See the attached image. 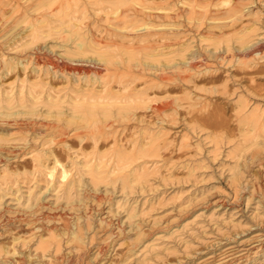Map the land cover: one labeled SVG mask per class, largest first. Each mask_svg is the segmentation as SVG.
Here are the masks:
<instances>
[{"label":"rangeland","instance_id":"1","mask_svg":"<svg viewBox=\"0 0 264 264\" xmlns=\"http://www.w3.org/2000/svg\"><path fill=\"white\" fill-rule=\"evenodd\" d=\"M52 1L0 0V264H264V0Z\"/></svg>","mask_w":264,"mask_h":264},{"label":"bare ground","instance_id":"2","mask_svg":"<svg viewBox=\"0 0 264 264\" xmlns=\"http://www.w3.org/2000/svg\"><path fill=\"white\" fill-rule=\"evenodd\" d=\"M50 1V0H49ZM52 1V0H51ZM109 3H110V7L112 8V13H114L115 15L119 14V12H122V11H125L123 9L124 6H131L133 7V9L135 7H139V8H142V9H149V6L147 5H144L142 3V0H108ZM220 1V0H219ZM46 2V1H45ZM44 2V3H45ZM53 2V1H52ZM51 2V3H52ZM50 3V2H49ZM221 4L223 5V7H226V11L227 12H230L232 10L235 9V4H234V1L233 0H221ZM219 5V3H218ZM158 9H161V10H166L167 8H164V7H157ZM225 9V8H224ZM73 23V22H72ZM74 25V24H73ZM75 27V26H74ZM73 27V28H74ZM68 29V28H67ZM72 29V28H71ZM70 30V28H69ZM38 31V30H37ZM73 32V31H72ZM74 33H75V38H80V34H78L77 32H75L74 30ZM32 35L31 36V39H32V42L34 40H36L37 38L40 37L39 34H37L36 32H32L31 33ZM42 34V33H40ZM43 36V35H42ZM41 36V37H42ZM83 39H85V36H81ZM239 38V37H238ZM75 39V40H76ZM38 40V39H37ZM36 40V41H37ZM81 41L77 42L75 45L77 47V50L73 52V54L71 53V51H67V54L71 55V56H75V54H84L88 48H90V50L94 51L97 53V58L99 61H108V56L106 54H103V53H99L97 52V49H98V46L96 44H93L91 43V45H87L89 43H87V41L85 40H82L80 39ZM244 40H242L241 42H243ZM30 42V43H32ZM89 42V41H88ZM87 43V44H86ZM90 46V47H89ZM257 52L256 49H252L249 54H255ZM71 53V54H70ZM72 60V59H71ZM76 70V68L74 69ZM98 92V93H97ZM96 93H92V94H89L88 97L86 96L84 99H85V104H81L80 102H75L70 108H71V111L73 114H76V113H79V115H76V116H71V120L73 121L76 117L77 118H82V120H87L88 118L92 121H95L96 119V115L99 111H101L102 114L106 115L109 113V107H111L112 105H115V103L118 101L117 99L119 97L117 96H111V94H108V95H103L101 94L99 91H97ZM31 93V92H30ZM85 95V94H84ZM83 95V96H84ZM10 98V97H9ZM21 98V97H20ZM137 98V97H136ZM135 98V99H136ZM141 98V97H140ZM107 99H109L110 101H108ZM133 99V98H132ZM135 99H133L135 101ZM83 100V99H82ZM117 100V101H116ZM127 100V99H126ZM138 100V99H136ZM105 101H108V102H105ZM116 101V102H115ZM121 101V100H120ZM122 101H125V100H122ZM8 102V101H7ZM119 102V101H118ZM127 102V101H125ZM129 102V101H128ZM128 102L127 103H123L124 105L121 106V108H126L128 105ZM10 103V102H9ZM2 104V103H0ZM8 104V103H7ZM14 105V104H13ZM21 107H27V105L24 104V102H20L19 104ZM8 106V105H6ZM54 105H51V107H53ZM118 106V105H117ZM2 106H0L1 108ZM13 107V106H12ZM10 107V108H12ZM16 107V105L14 106ZM13 107V108H14ZM50 107V108H51ZM5 108V107H3ZM9 108V110H10ZM7 109V108H6ZM8 110V109H7ZM249 117H251L250 119L253 120L254 119V116L250 115ZM249 119V118H248ZM70 120V121H71ZM118 153V152H117ZM126 153V152H125ZM130 153V152H129ZM132 153V152H131ZM124 154V153H123ZM120 155V162L122 161H127V160H131V158L129 157L130 154H124V155ZM119 155V154H118ZM134 155V153H133ZM117 157V156H116ZM119 157V156H118ZM118 160V159H116ZM128 164V163H127ZM126 164V165H127ZM104 164L101 165V164H97L94 168V171L91 173V176L95 179H98V178H101L103 175V171H104ZM127 173V172H126ZM134 173L132 172V175ZM123 176V175H122ZM128 178V177H127ZM125 179V177H124ZM129 180V179H128Z\"/></svg>","mask_w":264,"mask_h":264}]
</instances>
